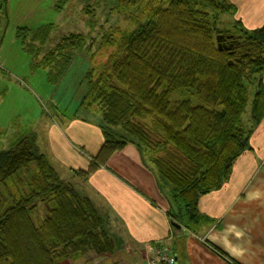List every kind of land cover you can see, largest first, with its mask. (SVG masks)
I'll use <instances>...</instances> for the list:
<instances>
[{
    "label": "trees",
    "instance_id": "1",
    "mask_svg": "<svg viewBox=\"0 0 264 264\" xmlns=\"http://www.w3.org/2000/svg\"><path fill=\"white\" fill-rule=\"evenodd\" d=\"M112 9L134 28L115 26L98 42L82 105L101 110L104 143L76 172L87 180L134 145L169 190L170 220L198 233L212 222L200 212L201 197L230 179L264 120V25L249 30L233 19L222 28L221 17L237 13L229 0H119ZM49 29L40 27L38 40ZM220 34L237 39L235 48L220 51ZM86 42L65 36L45 59ZM103 48L107 57L96 62ZM118 247L94 202L38 150L35 133L0 151V264H59Z\"/></svg>",
    "mask_w": 264,
    "mask_h": 264
},
{
    "label": "crops",
    "instance_id": "2",
    "mask_svg": "<svg viewBox=\"0 0 264 264\" xmlns=\"http://www.w3.org/2000/svg\"><path fill=\"white\" fill-rule=\"evenodd\" d=\"M229 1L237 6L234 19L245 28L264 25V0ZM41 126V137L35 134L37 143L44 144L42 153L55 168L59 165L64 180L73 181L94 202L106 222L112 221L106 229L119 247L103 256L105 260L144 264L147 246L165 241L174 249L177 264H264V120L230 179L201 197L200 212L212 222L198 233L172 225L169 190L162 189L155 167L144 162L136 146L116 152L106 166L83 180L76 171L87 170L100 151V126L76 116Z\"/></svg>",
    "mask_w": 264,
    "mask_h": 264
},
{
    "label": "rangeland",
    "instance_id": "3",
    "mask_svg": "<svg viewBox=\"0 0 264 264\" xmlns=\"http://www.w3.org/2000/svg\"><path fill=\"white\" fill-rule=\"evenodd\" d=\"M118 2L4 0L0 12V151L14 147L19 140L35 132L41 137V125L54 119L66 120V117L76 116L98 125L102 123L99 108L82 105L88 92L85 76L95 65V52L107 31L115 26L134 28L126 12H113L112 8ZM233 19V15H223L221 27L229 26L228 22ZM45 25H51V29L43 43L38 40L37 32ZM27 30H30V35H26ZM70 34L83 35L87 39L86 47L83 50L72 49L69 53L60 51L53 61L46 60V55ZM94 39L97 41L92 45ZM107 54V49L103 48L96 56V62L105 59ZM68 55L70 59H67ZM66 63H70L69 66ZM253 92L244 113L246 122L250 120ZM38 150L41 153L45 151L40 140ZM56 168L61 170L59 165ZM60 172L63 177V171ZM110 224L112 221L106 222L109 228ZM105 255L91 251L83 257L59 264H111L113 260H105Z\"/></svg>",
    "mask_w": 264,
    "mask_h": 264
},
{
    "label": "built area",
    "instance_id": "4",
    "mask_svg": "<svg viewBox=\"0 0 264 264\" xmlns=\"http://www.w3.org/2000/svg\"><path fill=\"white\" fill-rule=\"evenodd\" d=\"M4 0H0V12ZM147 257L144 264H177V255L174 249L165 241H158L147 246Z\"/></svg>",
    "mask_w": 264,
    "mask_h": 264
},
{
    "label": "water",
    "instance_id": "5",
    "mask_svg": "<svg viewBox=\"0 0 264 264\" xmlns=\"http://www.w3.org/2000/svg\"><path fill=\"white\" fill-rule=\"evenodd\" d=\"M229 37L224 35V34H220L217 36V42H218V48L220 51H231L233 48H234V43H231V44H228L226 42V40L228 39ZM172 225L175 227V228H181V225L178 224L177 222L173 221L172 222Z\"/></svg>",
    "mask_w": 264,
    "mask_h": 264
},
{
    "label": "flooded vegetation",
    "instance_id": "6",
    "mask_svg": "<svg viewBox=\"0 0 264 264\" xmlns=\"http://www.w3.org/2000/svg\"><path fill=\"white\" fill-rule=\"evenodd\" d=\"M229 36V35H228ZM226 42L228 43V44H231L232 42L234 43V48H235V44H236V42H237V39H235L234 37H229L227 40H226ZM233 48V49H234Z\"/></svg>",
    "mask_w": 264,
    "mask_h": 264
}]
</instances>
